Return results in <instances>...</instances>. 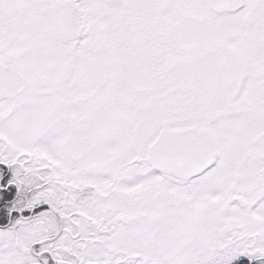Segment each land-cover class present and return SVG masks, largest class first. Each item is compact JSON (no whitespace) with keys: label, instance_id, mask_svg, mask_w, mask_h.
<instances>
[{"label":"snow or ice","instance_id":"1","mask_svg":"<svg viewBox=\"0 0 264 264\" xmlns=\"http://www.w3.org/2000/svg\"><path fill=\"white\" fill-rule=\"evenodd\" d=\"M0 264H264V0H0Z\"/></svg>","mask_w":264,"mask_h":264}]
</instances>
